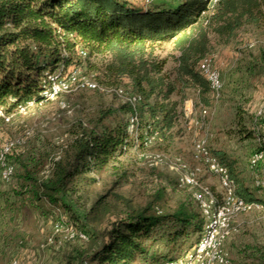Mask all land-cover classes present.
<instances>
[{
	"label": "rangeland",
	"instance_id": "1",
	"mask_svg": "<svg viewBox=\"0 0 264 264\" xmlns=\"http://www.w3.org/2000/svg\"><path fill=\"white\" fill-rule=\"evenodd\" d=\"M124 1L142 10L156 6L175 7L180 3V0H161L148 5L145 0ZM209 38L212 46L209 56L222 81L220 97L213 100L209 95L210 104L206 107L199 103L196 90L186 89V99L178 107L182 114L170 141L162 140L156 131L149 136L138 125L128 128L131 114L125 100L112 91L115 88L106 87L104 70L107 59L102 57L88 58L85 55L80 58L75 53L80 63L67 65H75L81 76L98 85L97 90L61 95L47 102L28 100L35 102L25 114H18L17 106L10 112L0 106L2 112L10 117L9 122L0 118V148L9 141H25L13 150L10 157L15 165L13 177L3 181L0 175V264L13 261L18 264H79L105 239L110 223L149 203L153 212L163 214H172L184 206L194 212L196 218L175 243H168L166 237L174 233L178 225L166 223L156 227L145 241L146 255L139 257L136 264H158L164 259L182 256L200 238L201 227L196 228L202 223L199 209L191 191L179 185L178 173L165 162L152 166L147 156L181 158L189 166L201 167L192 158L194 144L200 139L206 140L211 151H222L234 160L246 186L257 198L264 200V190L255 186V181L259 180L264 187V158L254 167L250 165L255 153L264 155V148L261 149L264 145V120L257 116L264 109V25L243 28L227 46H218L212 34ZM155 55L165 63L163 73L173 80L178 53L170 43H161L157 45ZM118 87L127 97L132 95L128 79L121 80ZM170 99L179 100V96L175 93ZM190 102L194 114L185 118L183 109L185 105L190 106ZM202 109L207 112L204 117L200 116ZM107 111L111 113L102 120L100 127L126 125L128 148L121 156L117 153L116 173H102L96 184L86 191L80 190L79 195L73 197V201L78 202L74 211L80 218L97 197L110 191L106 199L108 211L104 215L97 220L88 219L85 229L82 222H76L62 207L43 199L36 201L31 193L20 194L23 165L32 168L36 163L48 162L59 155L70 139V130L78 121H95ZM140 123L143 127L145 121ZM46 174L44 170L40 177ZM210 178L214 181L213 186L207 182L212 181ZM200 179L212 189L219 190L217 178L205 168H202ZM232 226L235 232L226 243L232 263L264 264V218L258 212L250 211L237 216ZM90 230L92 232L84 234ZM70 233H82L86 240L69 238Z\"/></svg>",
	"mask_w": 264,
	"mask_h": 264
},
{
	"label": "trees",
	"instance_id": "2",
	"mask_svg": "<svg viewBox=\"0 0 264 264\" xmlns=\"http://www.w3.org/2000/svg\"><path fill=\"white\" fill-rule=\"evenodd\" d=\"M207 2L180 0L175 7L142 10L124 0H0V106L10 112L20 103L38 101L43 77L61 64L80 63L75 53L83 50L88 58L107 59L106 87L117 89L121 80L130 81L131 94L141 98L138 128L149 136L156 131L162 140H172L186 89L196 90L203 106L210 104V88L197 70L212 52L210 34L218 46H227L243 28L264 25V0H221L211 15L205 14ZM161 43H170L178 53L173 80L163 73L165 63L155 55ZM175 93L179 100L170 99ZM126 106L132 114L130 105ZM110 113L88 123L78 121L61 153L48 162L32 168L22 164L20 194L31 193L36 201L43 199L62 207L85 229L88 219L104 215L110 191L97 197L80 218L74 211L78 202L73 197L96 184L102 173H116L117 153L121 156L128 148L126 125L100 127ZM210 152L227 168L238 197L249 204L264 205V200L246 186L234 160L222 151ZM44 170L47 174L40 177ZM195 218L184 206L172 214L153 212L151 203L130 210L110 223L105 239L79 264H136L146 255L145 241L156 227L178 225L166 237L168 243H175ZM202 226L203 219L196 228L202 230ZM168 260L173 259L158 264Z\"/></svg>",
	"mask_w": 264,
	"mask_h": 264
},
{
	"label": "built area",
	"instance_id": "3",
	"mask_svg": "<svg viewBox=\"0 0 264 264\" xmlns=\"http://www.w3.org/2000/svg\"><path fill=\"white\" fill-rule=\"evenodd\" d=\"M161 0H145L148 5H153ZM221 0H208L205 14H213L215 7ZM77 55L81 58L86 55L83 50H77ZM199 74L205 79L210 88V97L218 100L222 90V81L220 74L212 64L211 56L204 58L198 65ZM98 85L83 76L75 68V65H60L55 71L47 73L42 80L39 90L40 102L52 101L61 95L76 93L79 91H94ZM111 90V89H110ZM118 97L123 98L126 104L132 108L130 123L128 128H134L138 125L137 105L140 104L141 98L136 95L127 97L121 89L112 90ZM35 101H28L17 105V113L25 114L29 106ZM206 109L200 111V116L206 115ZM183 114L185 118H190L194 114L193 105L184 106ZM260 119H264V109L257 115ZM0 118L6 122L10 121V117L6 116L0 109ZM25 141H9L0 148V175L3 181H9L15 173V165L10 160V156L16 147H19ZM192 158L200 163L199 166H189L181 158L167 159L161 155L147 156L152 166H157L165 162L168 166L178 173L179 185L188 188L191 191V197L197 205L203 226L200 238L194 247L182 256L168 260L164 264H233L226 243L235 232L233 228L234 219L250 211L258 212L264 218V205L249 204L236 195V187L229 176L226 167L222 166L218 159L210 152L205 139L195 142L192 152ZM264 155L262 152L255 153L250 159L251 167L262 161ZM202 168L217 178L219 190L216 191L212 187L201 181L200 175ZM255 186L264 190L263 184L255 181ZM58 230V228L56 229ZM79 237L86 240L84 234L70 233L69 238ZM11 264H18L13 261Z\"/></svg>",
	"mask_w": 264,
	"mask_h": 264
},
{
	"label": "crops",
	"instance_id": "4",
	"mask_svg": "<svg viewBox=\"0 0 264 264\" xmlns=\"http://www.w3.org/2000/svg\"><path fill=\"white\" fill-rule=\"evenodd\" d=\"M211 179V178H210ZM212 181H207V182H210L211 183V185L214 183V181H213V179H211ZM217 182V181H216ZM213 186V185H212ZM216 186V185H215Z\"/></svg>",
	"mask_w": 264,
	"mask_h": 264
}]
</instances>
